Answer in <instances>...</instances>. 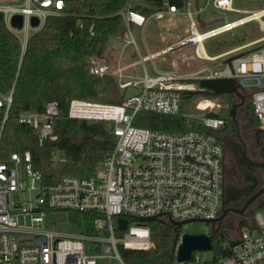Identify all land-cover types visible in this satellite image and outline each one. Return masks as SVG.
Returning a JSON list of instances; mask_svg holds the SVG:
<instances>
[{
	"label": "built area",
	"instance_id": "obj_1",
	"mask_svg": "<svg viewBox=\"0 0 264 264\" xmlns=\"http://www.w3.org/2000/svg\"><path fill=\"white\" fill-rule=\"evenodd\" d=\"M65 1L0 0L1 21L18 39L21 52L30 36L49 17L63 12ZM131 2L118 11L130 34L133 25L144 26L148 19L133 9ZM187 3L189 6L190 1ZM163 4L165 9L150 16L160 18L166 12L177 11L175 5L167 1ZM212 5L240 11L232 7V0H212ZM187 14L191 34L196 38L194 53L203 60H216L219 56L206 54L203 39L241 24V17L236 23L227 21L202 32L204 37L199 39L194 34L196 23L189 8ZM15 15L21 16L20 27L12 25ZM89 72L114 77L121 89L139 87L118 104L70 100L68 115L87 121H107L116 137L115 146L98 163L93 175H62L51 182L33 166L28 150L13 152L0 160V264H100L103 258L107 264H129L121 248L146 249L152 245L149 227L143 220L216 218L224 197V147L217 137L224 119L204 113L199 118L206 128L204 132H166L132 123L139 110L179 112L182 98L198 89L200 78H233L239 90L249 93L252 115L264 144V46L233 55L229 62L224 61L222 68H204L190 77L173 71L149 75L144 69L138 78L126 74L119 59L112 67L103 58L95 57L90 59ZM206 96L209 98L202 99L200 109L210 112L220 107L213 99L217 95ZM4 99L8 105L11 94ZM58 112V104L52 100L44 110L22 111L18 118L35 129L41 144L46 139H56L53 124ZM59 210L95 211L98 216L92 220L94 231L79 229L76 233H64L48 228L46 214ZM118 217L127 219L120 235L115 231ZM128 217L135 221L129 223ZM222 244L229 252L216 261L213 256L206 259V251H202L203 255L196 251L187 260H177L174 251L171 264H264V206L253 212L252 223L240 228L237 239Z\"/></svg>",
	"mask_w": 264,
	"mask_h": 264
},
{
	"label": "trees",
	"instance_id": "obj_2",
	"mask_svg": "<svg viewBox=\"0 0 264 264\" xmlns=\"http://www.w3.org/2000/svg\"><path fill=\"white\" fill-rule=\"evenodd\" d=\"M128 1L66 0L63 12L49 17L30 36L23 52L18 39L0 20V160L13 152L28 150L33 166L42 171L48 182L62 175L94 174L98 163L113 150L116 137L110 126L101 121L71 118L68 108L73 98L118 104L126 97V89L119 88L114 77L91 74L89 62L92 57L103 58L110 38L123 36L126 29L118 11ZM165 1L177 8L184 4V0H136L131 2V7L149 17L154 11L165 9ZM8 94L11 101L7 105L4 97ZM52 100L59 108L53 124L56 139H46L40 144L35 129L21 123L18 117L22 111H42ZM250 107L252 114L251 104ZM206 114L222 117L227 122L217 133L227 132L228 126H232L228 112ZM132 123L166 132L206 130L200 121L186 117L181 111L139 110ZM55 149L63 151V158L54 159ZM65 211L79 229L94 231L92 220L98 213ZM134 221L128 217L129 223ZM143 222L149 227L152 245L146 249L121 248L122 256L129 264H171L174 226L161 218ZM115 231L119 235L123 233L117 226ZM211 239L214 261L228 254V247L222 244L230 239L225 228L215 229Z\"/></svg>",
	"mask_w": 264,
	"mask_h": 264
},
{
	"label": "rangeland",
	"instance_id": "obj_3",
	"mask_svg": "<svg viewBox=\"0 0 264 264\" xmlns=\"http://www.w3.org/2000/svg\"><path fill=\"white\" fill-rule=\"evenodd\" d=\"M188 1H190L189 6ZM134 2L136 0L132 1V3ZM232 7L240 11L216 8L212 5V0H184L183 6L178 8L176 13L164 14L162 18H150L144 26L133 25L131 27V34L126 30L122 37L110 38L103 51V58L108 61H104L114 67L116 61L119 59L121 65H128L129 72L138 78H141L144 69L147 70L149 75H154L156 71L168 69L182 72L183 74L194 75L204 68H222L224 67V61L233 55L249 51L258 46H264V37H262L264 36V15L260 17V20L250 19L234 26L231 30L205 38L202 42L204 51L208 55L219 56L216 60H203L194 55L192 41L188 42L192 34L187 9L189 8L191 12L197 31L202 33V31L221 26L220 24L225 23V21H234L240 17L252 14L255 10L264 9V0H232ZM166 35L170 37L171 41L173 38L185 37L182 46L190 47L171 51L168 48L169 45L164 44V41L161 40V36L167 37ZM131 38L134 42L131 41ZM254 39L258 40L254 42L252 41ZM128 40L130 41L128 42ZM225 50L228 51L225 52ZM173 59L177 60V62L175 63ZM138 88L132 86L127 88L125 91L126 96L131 95ZM205 97L209 98V96L202 94H194L190 97L182 98L180 111L186 117L199 121V118L209 110L200 109L202 99ZM213 99H216L220 103V107H215L212 112L222 114L229 113L232 103L236 102V99L229 93L219 94V96H215ZM250 104V96L246 94L244 104L238 106L235 110L236 119H239V124L245 129H250ZM103 123L108 125L107 121ZM251 135V132L247 131L246 138L249 143H252ZM61 158H63V151L55 149L54 159ZM263 206L264 204H262ZM252 214L253 211L243 215L244 218L237 225L236 223L231 224L233 222H227V224L221 223V227L225 228L229 235V240L237 239L240 228L252 223ZM45 224L48 228L64 233H76L79 231V228L70 221L68 212L64 210L46 214ZM213 226L215 228L218 225ZM180 232L209 233L210 228L206 222L191 221L183 224ZM200 255H203L202 251ZM211 256L212 251H206L205 258L210 259ZM100 264H107V260L105 258L101 259Z\"/></svg>",
	"mask_w": 264,
	"mask_h": 264
},
{
	"label": "flooded vegetation",
	"instance_id": "obj_4",
	"mask_svg": "<svg viewBox=\"0 0 264 264\" xmlns=\"http://www.w3.org/2000/svg\"><path fill=\"white\" fill-rule=\"evenodd\" d=\"M240 93L244 95V99L246 94L249 95L246 91L240 90ZM231 96L236 99L234 103L241 102L240 97L234 94H231ZM243 104L244 100L241 105ZM252 116L251 114L249 121L250 129H245L241 126L235 114L234 119L231 117L232 126H228V131H219L217 133V137L224 147V197L225 188L228 187L231 191L229 196L234 198L233 201L222 203V208L227 209L221 221L224 224L233 222L231 224L236 223L237 225L244 218L243 215L251 213L252 211L254 212L264 204V144L260 139L255 118L253 117V119ZM226 126L227 122L223 121L219 130H222ZM247 131L252 134V143H249L246 138ZM232 151L236 153L232 154ZM208 225L210 228L212 225H219V222L215 221L214 223H208ZM215 228L217 229V226Z\"/></svg>",
	"mask_w": 264,
	"mask_h": 264
},
{
	"label": "water",
	"instance_id": "obj_5",
	"mask_svg": "<svg viewBox=\"0 0 264 264\" xmlns=\"http://www.w3.org/2000/svg\"><path fill=\"white\" fill-rule=\"evenodd\" d=\"M0 20H2L1 13H0ZM33 24H36V20L33 21ZM12 25L14 27H20L21 25L20 15H15L13 17ZM247 52L248 51L242 52L240 53V55H243ZM229 61H230V58L227 59V62ZM197 83H198V89L187 93L185 97H190L191 95H194V94L219 95L222 93L234 94L240 97L241 102L232 103L231 108L229 109V116L232 117L233 119L235 118V110L237 106L243 103L244 95L240 93L239 84L233 78H215V79L200 78L197 80ZM235 153H236L235 151H232V154H235ZM230 192L231 191L228 187L225 188V197L222 201L223 204L234 200V198L229 196ZM226 211L227 209L222 208L221 214L217 218H213V219H187L184 221H175V220L170 219V223L174 226V230H175V236L173 239V244H172V249H171L172 256H173L174 251H176L177 260H187L191 258L193 252L212 250L211 235L216 229V228H213V225L210 227V231H211L210 233H188V232L180 233L181 226L191 221H203V222H206L207 224L218 221L220 225ZM152 219H155V217H152ZM117 223H118L119 229L124 230L127 225V219L123 217H118Z\"/></svg>",
	"mask_w": 264,
	"mask_h": 264
},
{
	"label": "crops",
	"instance_id": "obj_6",
	"mask_svg": "<svg viewBox=\"0 0 264 264\" xmlns=\"http://www.w3.org/2000/svg\"><path fill=\"white\" fill-rule=\"evenodd\" d=\"M177 11H178V8H177ZM176 11V12H177ZM176 12H173V13H165V14H167V15H169V14H174V13H176ZM163 17V16H162ZM162 17H160V18H162ZM150 18H153V16H150L148 19H147V21L150 19ZM226 22V21H225ZM220 25H222V24H220ZM217 27V26H216ZM214 28V27H213ZM197 29V28H196ZM207 31V30H206ZM197 32H199V31H197ZM203 32V31H202ZM205 32V31H204ZM201 33V32H200ZM167 36V35H166ZM182 37V36H181ZM181 37H179V38H173L172 39V41H171V39H170V37H165V36H161V40H163L164 42V44L166 43L167 45H169V49L172 51H174V50H176V49H182V48H188V47H190V46H182V43H183V39L185 38H181ZM262 37H264V36H262ZM262 37H259V38H262ZM258 38V39H259ZM258 39H254V40H252V41H256V40H258ZM175 41V42H174ZM192 41V46H194V43H195V39L193 38V36H190V40L188 41V42H191ZM203 41H204V39H203ZM202 41V42H203ZM239 46V45H238ZM237 46V47H238ZM237 47H234V48H237ZM240 47V46H239ZM193 49H194V47H193ZM203 49H204V47H203ZM233 49V48H232ZM228 50H225V52H227ZM207 54V53H206ZM220 54V53H219ZM194 55H195V53H194ZM208 55V54H207ZM196 56V55H195ZM209 57H213V56H211V55H208ZM197 57V56H196ZM198 58V57H197ZM104 59V58H103ZM104 60H107V59H104ZM179 60V59H178ZM108 61V60H107ZM118 61V60H117ZM116 61V62H117ZM173 61L176 63L177 62V60H175V59H173ZM121 64V63H120ZM110 65V64H109ZM127 66V67H126ZM126 66H123L124 67V69H125V72H126V74H128V75H131V76H133L132 75V73L131 72H129V70H128V68H129V66L128 65H126ZM163 71H173V72H175L174 70H163ZM157 72V71H156ZM175 73H177V74H180V75H182V76H184V77H190V76H192V74H188V73H186V74H183L182 72H175ZM136 76V75H135Z\"/></svg>",
	"mask_w": 264,
	"mask_h": 264
},
{
	"label": "bare ground",
	"instance_id": "obj_7",
	"mask_svg": "<svg viewBox=\"0 0 264 264\" xmlns=\"http://www.w3.org/2000/svg\"><path fill=\"white\" fill-rule=\"evenodd\" d=\"M264 15V9H260V10H255L252 14L250 15H247V16H243L240 21V23H244L245 21L247 20H250V19H257V20H260V17ZM237 20L233 21V23H236ZM199 39H201L202 37H204V35L200 32H195L194 33ZM194 39L196 41V38L194 36ZM200 50L202 51V48L200 47Z\"/></svg>",
	"mask_w": 264,
	"mask_h": 264
}]
</instances>
